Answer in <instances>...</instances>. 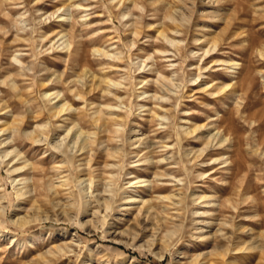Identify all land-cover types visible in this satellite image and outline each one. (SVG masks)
I'll return each instance as SVG.
<instances>
[{
    "label": "rangeland",
    "instance_id": "obj_1",
    "mask_svg": "<svg viewBox=\"0 0 264 264\" xmlns=\"http://www.w3.org/2000/svg\"><path fill=\"white\" fill-rule=\"evenodd\" d=\"M171 71L182 86L161 101ZM45 92L70 112L53 116ZM6 124L0 151L20 159L0 158V264H219L215 249L264 264V0H0ZM27 177L17 200L11 179Z\"/></svg>",
    "mask_w": 264,
    "mask_h": 264
},
{
    "label": "bare ground",
    "instance_id": "obj_2",
    "mask_svg": "<svg viewBox=\"0 0 264 264\" xmlns=\"http://www.w3.org/2000/svg\"><path fill=\"white\" fill-rule=\"evenodd\" d=\"M119 1H125V0H119ZM78 7H79V5H77ZM175 11V10H174ZM181 13V12H180ZM65 15L64 16H60L62 19H61V21H66V20H68V17H69V15H70V13H68V12H66V13H64ZM125 15V14H124ZM180 16V15H179ZM59 17V16H58ZM169 18L170 19H174V17H172V16H169ZM181 18V17H180ZM175 20V19H174ZM177 28V27H176ZM175 28V30H176V32H177V29ZM135 33V32H134ZM158 34L160 35V36H163L164 37V39H165V41H167L169 44H171V45H177L178 43H180V42H177L176 40H175V38L174 39H172V38H169L168 37V35H166L165 34V32L162 30V29H159L158 30ZM66 37V34H64V33H61V35H60V37H59V39H57V43H59L58 44V47H59V49L61 50V51H65V52H67V51H69L70 50V48H71V43H70V41L69 40H67V39H64ZM67 38V37H66ZM62 39H64V40H62ZM55 42V43H56ZM132 45V44H131ZM213 45V48L211 49V48H207L206 50H205V53H209L211 50H214L215 49V47L217 46L216 45V43H214V44H212ZM211 45V46H212ZM177 48V47H176ZM108 53V52H107ZM105 56H107L108 57V59L110 58V60H118V59H120L121 57H120V53L119 52H113V53H109V54H106ZM152 64V63H151ZM226 65H228V67L229 68H234L235 66H237V63H225ZM153 65V64H152ZM147 64L146 63H138V65H137V67H138V69L139 70H144L145 68H147ZM171 66H173V64H171ZM237 68V67H236ZM148 71H150L151 70V68L149 67L148 69H147ZM146 71V70H145ZM178 78V77H177ZM177 78H176V74H175V72L174 71H171V76H170V78H166L165 79V77H163L162 76V73H160V72H158V75H157V80H159L157 83H158V85L162 88V92H163V95H161L160 97H159V99H161V101L162 100H166V99H168L169 98V92H171V91H173L174 92V94H177V92H178V89L182 86L180 83H178L179 81V79L177 80ZM160 79L161 80H163V82H165V84L163 83V84H161V82H160ZM156 80V81H157ZM143 81V80H142ZM196 81V80H195ZM144 82V81H143ZM201 81H199V84L200 85H203V83H200ZM107 84H109L110 86H116V84L115 83H112V82H108ZM117 88V87H116ZM107 89V88H106ZM109 89V88H108ZM223 89V88H222ZM220 92V91H219ZM56 93V92H55ZM108 93H112V91L111 90H109L108 91ZM172 93V92H171ZM223 93V92H222ZM173 94V93H172ZM44 95L45 96H48V97H51L52 96V98H50L49 99V102H50V104L52 105V115L53 116H55V117H59V116H64V115H67L68 114V112H70V109L72 108V107H70V105L71 104H69L67 101H65L64 100V98L62 99V98H60V99H58L56 102L54 101V102H52L53 100H55L57 97H58V93H56V94H54L53 92L51 93V92H45L44 93ZM54 95V96H53ZM76 95H78V93L76 94ZM140 97L142 96L143 98H147V97H149V95H147V93L145 92V91H141L140 92ZM168 96V97H167ZM155 99L157 98V101H159V99H158V97L156 96V97H154ZM86 102V101H85ZM121 107V106H120ZM119 107V108H120ZM107 109H109V113L110 114H113V112H112V107L110 106V105H108L107 106ZM122 109V108H121ZM155 114H157V113H155ZM99 116V115H98ZM110 117V116H109ZM100 121L101 119L100 118H96V121ZM11 124V123H10ZM9 124V125H10ZM98 125V124H97ZM10 128H12V130H15L16 129V127L15 126H10ZM41 129H42V127H40ZM181 128H182V131H183V134L184 135H186V136H193L194 138H199L200 136H198V134H196V132H197V130L199 129V127H192V128H190V127H187V128H183V126H181ZM9 129V126L6 124V127L4 126V127H1L0 128V133H2V132H5L6 130H8ZM40 129V130H41ZM101 130V129H100ZM70 133V130H67V132H66V136L68 135ZM81 135H83V132L81 131V130H79V129H77L76 131H75V134H74V137L78 140V138H80V136ZM87 135V134H86ZM38 135H32L31 137L33 138V140L34 139H36L35 137H37ZM68 137V136H67ZM41 138V137H40ZM115 138V137H114ZM132 137H130V139H131ZM45 139V138H44ZM83 139V138H82ZM86 139V138H85ZM90 140V139H89ZM135 140V139H134ZM136 140H138V139H136ZM135 140V141H136ZM216 140V144H220V145H222V143L224 142V141H226V138L225 137H220V138H217V133L216 134H214V135H210L209 136V138H208V141L206 142V144H210V143H212L213 141H215ZM36 141L38 142V141H40L38 138L36 139ZM86 141V140H85ZM77 143V141L74 143V144H76ZM80 143V142H79ZM78 143V144H79ZM4 144H6V140L5 139H3V140H0V147H4ZM8 145V144H7ZM85 145V144H84ZM84 145L81 147L80 146V144L78 145V150L79 149H83L84 148ZM9 146V145H8ZM55 148H60V145H57V146H55V145H53ZM71 146H69L68 145V143H63V145H62V148H65V149H67V148H70ZM74 148V147H73ZM71 149V148H70ZM74 150V149H73ZM114 151V150H113ZM112 151V152H113ZM202 151L203 150H200V152L198 153V154H196L194 157H191V159H192V162L194 161V160H196L198 157H200V155H201V153H202ZM76 152V151H75ZM12 153H14V157H16V158H19L20 159V156H19V154L17 153V152H14V148H10V147H7V148H5V149H3V150H1L0 151V158L1 159H3L4 161H7V159L6 158H8V156L9 155H11ZM110 154V153H109ZM111 155V154H110ZM145 162H147L148 160L146 159V160H144ZM161 162H162V160H161ZM7 164H9V162L7 163ZM27 166V164H24V165H22V166H20V167H17V168H14L13 169V171H19V170H21V169H23V168H25ZM87 181V180H86ZM79 182H80V184H82L83 182H84V180L83 179H79ZM11 183H12V185H13V188H14V190H15V194H16V197H17V200H20V199H25V198H27V197H29L30 196V194H31V192H32V188L30 187V185L28 184L29 183V177H27V178H23V179H15V178H12L11 179ZM91 183V182H90ZM50 184V183H49ZM92 184V183H91ZM132 184H134V183H132ZM54 185V184H53ZM53 185H50V189H52L53 190ZM58 185V184H57ZM90 188H91V185L90 186H87V187H84V188H82V190L83 191H85V190H87V189H89V192H90V195H92V193H93V191H90ZM49 189V190H50ZM51 191V190H50ZM88 192V191H87ZM106 192V191H105ZM55 193V192H54ZM109 193H111V191L109 192ZM89 194V193H88ZM112 194V193H111ZM89 195V196H90ZM111 196H113V194L111 195ZM177 196H179V195H177ZM163 199H166V200H168V201H170V202H172L173 200H175L176 199V194H171V195H167V196H163L162 197ZM200 199L202 198V197H199ZM108 199V198H107ZM110 199V198H109ZM109 199L106 201L105 199H104V208L105 209H107L108 207H109ZM129 199H131V200H134V197H130ZM176 200H178V201H176ZM175 201L179 204V202L181 201V198L180 197H178L177 199H176ZM96 201V200H95ZM97 201L99 202V198L97 199ZM103 203V202H102ZM146 203H145V201H144V203H143V205H145ZM176 204V203H175ZM174 204V205H175ZM198 204H200V201H198ZM177 205V204H176ZM214 205V204H213ZM102 206V205H101ZM149 208H150V206L148 207V209L147 210H149ZM203 214H205V212H198V210H195L194 211V215H197V216H195V217H201V216H203ZM15 222H16V220H15ZM18 222V221H17ZM25 222V221H24ZM207 224H209V223H206V225ZM201 228H202V226H200V227H198V230H201ZM167 233V232H166ZM198 233H201V231L200 232H198ZM200 235H202V234H200ZM199 237H201V238H203V235L202 236H199ZM198 238V237H197ZM257 246H253L252 247V249H254V248H256ZM96 248V247H95ZM98 249V248H97ZM251 249V248H250ZM59 251H61V249L59 248L58 249ZM213 255H215V256H218V257H220L221 258V260H219L220 261V263L219 264H225V262H223V258H225V256L228 254V253H230V251L229 250H213L212 252H211ZM211 253H210V255H211ZM263 253V255H264V252H262ZM209 254V253H208ZM202 256V254H198L197 256H196V258L194 259V261H191V263L190 264H205L206 262H208V260H205L204 259V261H202V259H200L199 257H201ZM206 256V255H205ZM214 256V257H215ZM217 258V257H216ZM201 261H202V263H201ZM212 263V262H211ZM227 263V262H226ZM229 264H232V263H229Z\"/></svg>",
    "mask_w": 264,
    "mask_h": 264
}]
</instances>
